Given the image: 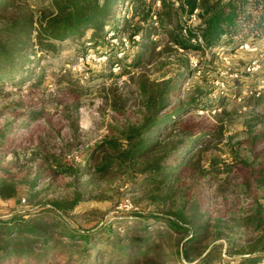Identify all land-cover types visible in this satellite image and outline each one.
<instances>
[{
    "label": "rangeland",
    "instance_id": "rangeland-1",
    "mask_svg": "<svg viewBox=\"0 0 264 264\" xmlns=\"http://www.w3.org/2000/svg\"><path fill=\"white\" fill-rule=\"evenodd\" d=\"M173 1L183 27L198 24L181 14L180 1ZM152 2L155 11L161 8L160 0ZM132 10L125 1L117 16L130 17ZM152 22L159 27L156 12ZM159 33L163 38L165 33ZM103 35L93 39L87 29L81 37L58 41L54 53L35 46L25 81L0 85V130L7 135L0 138V166L10 172L0 175L17 182L14 197L0 198V216L46 210L53 200L67 203L79 194V204L64 220L86 231L108 223L122 227L131 210L169 215L182 205L187 213L196 204L197 223L207 225L199 246L213 247V258L197 264H264L261 232L242 220L257 203L264 205V34L238 42L223 37L219 46L184 55L151 54L144 65H130V73L124 65L137 57L141 36L131 43L111 25ZM181 56L189 59L191 70L160 112L163 116L186 105L176 129L184 142L163 162L166 173L179 171L177 180L161 176L160 185L140 186L135 175L120 170L95 174L91 182L87 176L53 173L46 158L79 157L105 136L140 122L146 113L140 80L155 92L158 81L183 70L175 63ZM31 112L36 118L29 117ZM36 174L42 178L32 188L29 181Z\"/></svg>",
    "mask_w": 264,
    "mask_h": 264
},
{
    "label": "trees",
    "instance_id": "trees-1",
    "mask_svg": "<svg viewBox=\"0 0 264 264\" xmlns=\"http://www.w3.org/2000/svg\"><path fill=\"white\" fill-rule=\"evenodd\" d=\"M125 1L131 3L132 14L118 17V7ZM152 1L0 0V85L12 80L14 84L25 81V69L33 65L35 46L54 53L58 41L81 37L87 29L93 39L102 40L107 25L125 32L131 43H136V35L142 38L137 57L124 65L126 69L130 65H144L151 54L160 57L166 52L181 51L184 55L190 50L206 51L218 45L223 37L238 42L243 37L264 34V0H178L179 11L188 18L198 10V24L191 28L180 23L173 0H160L161 8L157 11ZM153 12L158 28L152 22ZM159 29L165 33L163 38ZM112 58H117V54ZM175 63L183 70L177 77L158 81L160 89L155 92H150L145 81L140 80L138 87L146 109L140 122L128 125L119 135L105 136L79 157L46 158L53 173L87 176L91 182L95 174L106 176L111 170H120L135 175L133 181L140 186L160 185L161 176L162 180L166 177L170 180V176L177 180L179 171L166 173L163 162L184 142L176 129L186 105L180 104L163 116L160 112L170 106L169 96L191 68L185 56L178 57ZM193 104L194 101L189 102ZM36 115L31 112L29 117L33 119ZM4 132L0 130V138L6 140ZM164 133L168 135L164 137ZM2 173L9 174V168L0 166ZM40 178L36 174L29 181L30 186L34 188ZM16 183L0 175V198L14 197ZM80 200L76 194L67 203L53 200L46 210L0 216V264H183V259L197 264L198 260L206 262L213 258V247L199 246L207 225L197 223L196 204L187 213L182 205L169 211V215L131 210V217L125 215L121 221L122 227L108 223L85 231L70 228L64 220V215ZM242 220L260 230L258 245L264 252V205L257 203V207L245 212ZM222 234L218 232L217 236Z\"/></svg>",
    "mask_w": 264,
    "mask_h": 264
},
{
    "label": "built area",
    "instance_id": "built-area-1",
    "mask_svg": "<svg viewBox=\"0 0 264 264\" xmlns=\"http://www.w3.org/2000/svg\"><path fill=\"white\" fill-rule=\"evenodd\" d=\"M197 13H198V10H195V11L191 14V16H190L191 21H192V20H193V21H196V20H197Z\"/></svg>",
    "mask_w": 264,
    "mask_h": 264
}]
</instances>
